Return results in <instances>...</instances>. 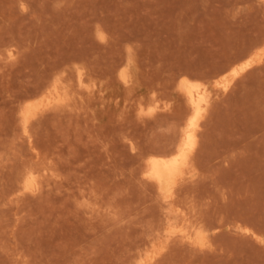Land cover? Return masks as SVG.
Listing matches in <instances>:
<instances>
[{
    "label": "rangeland",
    "instance_id": "rangeland-1",
    "mask_svg": "<svg viewBox=\"0 0 264 264\" xmlns=\"http://www.w3.org/2000/svg\"><path fill=\"white\" fill-rule=\"evenodd\" d=\"M0 264H264V0H0Z\"/></svg>",
    "mask_w": 264,
    "mask_h": 264
},
{
    "label": "bare ground",
    "instance_id": "bare-ground-1",
    "mask_svg": "<svg viewBox=\"0 0 264 264\" xmlns=\"http://www.w3.org/2000/svg\"><path fill=\"white\" fill-rule=\"evenodd\" d=\"M251 64L252 61L246 62L238 70H234L233 75L236 76L241 71L248 68ZM233 78L225 81L228 84L227 86H229ZM225 84H222V86L224 85L223 87H225ZM226 87L225 89L228 88ZM184 93L189 99L193 114L189 119L188 124L186 125L182 146L172 155L151 156L149 158L147 172H145L144 174L157 184L158 188L160 189L159 191L165 194L166 197H170L173 194L176 189L175 186H179V184L177 183L179 179L183 180L184 174H187V172L185 173V171L188 168L191 155L198 143V128L200 125L199 122L205 115L208 106L207 91L201 84L186 81ZM65 100L66 98L63 92L56 87L54 92L52 93V96L48 99V105L50 106L54 104H61ZM35 108L36 107L34 105L30 104L27 107L25 111L26 122L29 121V118L34 113ZM36 187V179L33 173H30L25 181V189L27 188L28 190L33 191L36 189ZM185 237L195 243H203L200 237H197V239L195 240L186 234Z\"/></svg>",
    "mask_w": 264,
    "mask_h": 264
}]
</instances>
